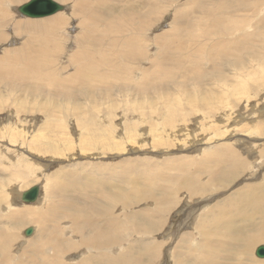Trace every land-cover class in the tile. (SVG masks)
<instances>
[{
  "label": "rangeland",
  "instance_id": "374dc122",
  "mask_svg": "<svg viewBox=\"0 0 264 264\" xmlns=\"http://www.w3.org/2000/svg\"><path fill=\"white\" fill-rule=\"evenodd\" d=\"M27 1L13 0L10 6L5 4L9 9L10 18L17 21L20 27L19 31H15L12 29V22L8 27L4 26L5 29L1 33L6 38L0 40V56L9 58L13 53L10 54L6 51L17 48L20 54H24L26 60L29 58V63H31V58H35L34 61L40 59V55L30 57L28 52H31L32 55L38 54V49L43 43L42 38L40 39L42 35L38 40L36 34L31 36L29 33L36 32L37 29H31L28 32L24 27L22 28V25L26 21L46 20L55 13L42 17H27L18 11L19 6ZM54 1L62 6L56 12H59L63 26H60L61 29L59 28L56 32L54 31L55 36L58 40L60 39L56 41L59 48H57V53L52 55L55 61L48 67L42 65L40 67L43 68L41 70L43 73L54 75L55 80L63 79L65 83H68L73 80L70 77L77 68L75 62L77 59H74V55L79 47L76 40L85 32V27L80 25V20L89 21L90 17L86 13L87 9H84L82 16L73 15L72 8L75 0ZM147 1L129 0L126 3V0H112L101 6L100 12L104 14V20L110 21L112 24L118 23L119 17L126 12L132 14L131 18H134V24L138 23L137 19L141 14L144 15L143 17L149 14V23L151 21V24L144 27V30L133 29L135 32H128L127 36H132V39L133 36L141 41L145 39L140 44L145 55L139 60H125L129 64L128 68L132 69L131 71L129 69V76L125 80L116 76L113 80L119 83L123 82V84L124 82L133 83L134 80L140 81L145 73H151L160 67L166 66L190 71L191 67L195 69L202 66V76L188 74L182 86L178 85L180 83L179 76L171 74L166 79V85L162 89L169 92L170 95L167 93L169 97H173L169 101L178 102L181 99L174 105L175 107L172 105L171 112L179 115L172 121L173 126L163 125V118L156 119L152 114L149 115L152 117L145 118L133 111L140 112L141 109L150 111L151 107L148 109L149 101H154L159 97L158 94L162 93L161 89L144 92L146 98L134 101L132 100L134 98H130L134 96L128 98V95L132 93L131 90L128 87L122 89L116 83L117 88L111 87L104 92L92 90L97 100V105L93 103L96 106L90 104L91 99V102L88 101L83 92L79 94L75 92L77 95L69 98L67 95L59 93L47 95L56 90L54 87L53 89L45 88L43 94L0 89V233L3 236L4 234L9 236L0 240L3 245V251L0 252V264H43L42 257H45V254L39 255L33 252L35 246L40 247L41 250L43 248L44 252L52 257L54 255L52 246L56 245L54 242L59 244L62 239L66 244L76 243V246L71 249L66 245L61 246L63 252L60 254V258L63 263L104 264L99 263L95 260L96 258L92 260L95 257V251L88 250L82 244L78 245L79 239H83L89 233L85 231V233L74 235L73 229L80 227L92 229L91 224L85 223L97 220L99 225L108 219H116L120 226L119 230L115 232V237L121 244L116 245L109 254L114 257H118V254L121 256L112 264H177L173 252H180L182 258L184 257L181 251L188 252V249L182 246L187 242H185L186 238L190 243L202 244L204 239L199 235L202 230L201 224L208 222V219L213 215L226 218L233 212L230 210L227 197L233 196L235 191L243 189L245 185L261 182L264 174V158L261 161L260 158L253 157L252 153L258 155L257 148L262 147L264 150V130L260 131L258 128L262 124L264 125V0H255L259 6L254 11L248 12L243 8L236 12H240V16L236 14L233 18L234 22L239 21L240 17L248 18L249 22L244 27L251 26L249 29L252 39L250 40L254 45L251 49L247 48L241 52L246 60L241 62L243 67L238 70H234V66L230 67L227 62V60L230 62L232 56L224 55L222 61L219 57L217 65L215 61L212 62L206 56L207 53L203 55L216 43L209 41L211 35L206 38L201 36L190 40L187 32H182V38L188 45L185 52L178 48L179 44L176 45V48L183 53L181 55L186 62L177 64L175 59L171 60L173 57L164 51L158 53L162 44L157 41V35L162 32L167 39H172L174 19L179 21V25L180 22H186L185 20L190 15L199 14L197 4L202 6L206 0L197 2L194 0L192 4L190 0H152L150 4ZM95 3L96 0L94 2L86 0L84 3L82 2V5L92 4L93 11H96L94 9L98 11ZM146 8L149 10L145 11ZM211 9L219 11L220 15L226 12L221 11V8L215 4ZM204 11H201L202 15ZM182 12L185 13L178 16V13ZM153 15L155 19H153ZM204 16L207 22L208 13L205 12ZM104 20L98 22L99 28L104 25ZM257 24L260 26L258 27ZM216 25L219 23L213 26L216 27ZM105 26L108 28V24ZM202 26H205L203 20L199 25H194L191 28L190 26H181L180 29L182 31L186 29V31L196 34L201 31V28L203 29ZM109 33L112 35L113 31H109ZM111 35H109L111 38L117 37V35ZM82 41L86 42V40ZM28 47L37 49L31 51ZM199 50L201 51L199 52ZM213 51L212 55L215 56L216 50ZM55 54L57 55L55 56ZM193 54L195 57L188 58ZM202 56L206 58L203 59ZM114 59L111 60L112 63L113 61L114 63L121 62L119 57ZM165 59L166 61H164ZM15 69L24 70L21 64ZM218 74L222 76L219 80L211 78L212 76L219 78ZM150 78L154 79L155 77ZM46 81L48 82L44 86L48 87L51 80L47 79ZM54 84L55 87L62 88L56 86L57 83ZM68 86L71 90H84L78 83ZM185 86L186 89L188 88L187 91L184 90ZM120 89L122 90L119 91ZM149 91H152L151 87ZM188 92L191 93L187 94ZM102 93H108L111 98L105 100ZM192 93L198 102H202V106L206 107L205 112L194 108L193 105L192 108L189 106L190 104L185 105L188 100L186 96L191 95L190 98H192ZM177 96L178 98H176ZM203 97H208L209 100L207 99V101ZM159 99L157 100L162 102L163 98ZM76 103H81L82 106H76ZM154 104L158 106V102L154 101ZM178 110L180 114L177 112ZM183 110L190 114L183 116L181 113L185 112ZM223 146H228V150H225ZM234 152L246 161L245 166H241L239 171L236 170L233 174L229 173L220 177L216 174L215 168L211 166L214 175L212 180H206V173L203 174L200 182L206 180L207 183L198 186L196 193H190L187 187L178 185L179 177L186 174L179 165L180 159H185L188 164L194 163L195 165H188L185 168L196 175L201 172L200 159L198 158L203 153V156L214 153L226 157ZM166 159H169V163L172 162V166L163 165L162 161ZM192 159L193 162H191ZM149 169L151 171H148ZM228 175L232 177L230 178ZM131 182L137 183L135 184L137 195L141 196H145L143 191L146 186H151L153 183L157 187L163 185L168 188L160 190L163 191V194H159L160 191L154 192L155 189L152 191L157 197L166 193L167 199H164L163 207H160V203L156 204L155 201H152V198L145 197L132 204L119 202L110 205L101 195L102 192L108 194L107 191L113 189L112 187L115 185L117 186L116 190H128L130 194L135 189L131 188ZM35 185H39L41 188L38 200L36 199L35 202L23 201L22 193ZM130 195L134 196V193ZM103 206L110 207V210L101 215V218H94L96 215L94 210ZM25 207L43 208L49 221L52 217L56 219L57 226L51 227L49 221L46 220L47 216L41 221L46 225L28 222L26 219L21 220L15 212ZM211 207L214 208L212 213L205 215L206 210ZM141 210L147 215L145 216L144 213V216L138 215ZM249 219L243 220L244 226L248 225L246 228H242L240 221H233L230 234L244 235L253 232L254 227L250 225L259 219ZM92 224L94 225V223ZM212 226L208 225L211 229L218 230ZM235 226L240 227L237 229ZM152 227V231L146 230ZM28 229H31L29 233L26 231ZM62 229L63 231H61ZM219 235L218 239L222 240L227 236V233ZM48 236H50L49 240ZM183 236H185L184 241L181 242V246L177 247L176 244ZM152 241L157 243V246L153 251L154 254H150L148 258L144 254V249ZM73 243L71 244L73 245ZM260 244L264 245V241L251 246L249 257L252 261L250 260V263L255 264L258 259L264 260V257H258L254 253L255 248ZM118 246L123 247L118 248ZM233 248L235 247H230L227 250L220 248L219 250H233L231 253H234ZM123 251L125 254H122ZM195 256L193 252L194 260ZM123 257L128 258L124 263ZM230 257L221 258L220 261L226 262L223 264H233V258ZM178 259L183 260L180 257ZM194 260L182 263L193 264Z\"/></svg>",
  "mask_w": 264,
  "mask_h": 264
},
{
  "label": "bare ground",
  "instance_id": "6f19581e",
  "mask_svg": "<svg viewBox=\"0 0 264 264\" xmlns=\"http://www.w3.org/2000/svg\"><path fill=\"white\" fill-rule=\"evenodd\" d=\"M85 1L86 0H75V1H73V8H72L73 15L82 16V15H84V12H83L84 9H87L86 13H88L87 15L90 17L89 21L86 19L80 20L81 21L80 25L85 27V32L83 33L82 36H78L77 40H76V44L79 48H78L76 55H74V59H77L75 61L77 63V68H76L75 72L70 77V79H73V80L69 81L68 83H65V81L63 79L55 80L54 75L45 74L41 71L43 69L40 67L41 65L43 67H48L50 65V63H53L55 61V59H53L54 56H52V55L55 52L57 53V50H58L57 48H59V44H58V42H56L58 40V38L55 36L54 31L56 32L59 28L61 29V27L63 26V21H62V18L60 16L59 12L58 13L53 12L55 14L51 15V17H49L46 20H41L42 22L32 20V21H26L25 24L22 25V28L24 27V29H26V31H28V32L31 29L32 30L37 29L36 32L31 31L29 33L31 34V36L36 34L38 37V40H39V37L42 35L40 37V39L42 38L41 40L43 41V43H42V45L40 44L41 47L38 49L39 50L38 54L32 55L31 52H28L30 57H32V56L36 57V56L40 55L39 60L34 61L35 58L34 59L31 58V63H29V60H28L29 58L26 60L24 58V54L23 53L20 54V52L17 48L6 51L7 53H10V54L13 53V55L9 58H4L3 56H0V62H1V64H0V89H9L11 91L23 90V91H31V92H36L38 94L39 93L43 94V90L45 88L53 89V87H54V88H56V90L55 91L53 90L52 93H48L47 95H50V94L56 95L57 93H59V94L67 95L69 98L79 94L80 92H83L85 98L88 101H90V99H91L92 102L90 101L91 102L90 104H92V106L97 105L96 104L97 100H96L95 94L92 93V90L104 92V91H106V89H109L111 87L115 88L116 83H118L120 85L119 87H121L122 89H126V87H128V89H130L132 92L128 95V98H129V96H134V97H130V98H134V99H132L134 101L138 100L139 98H146V95L144 94V92H154L155 90L159 91V89H161L162 93H164V94L159 93L158 94L159 97L154 99L155 102H158V106L156 104H154V101H149L148 109H149V107H151L150 111L145 110V109H141L140 112L137 110H133V111L139 113L141 116H143L145 118L152 117V116H149L151 114L156 119L157 118H163L162 119L163 125L173 126L172 121L179 115L177 113L175 114V113L171 112L173 109L172 105L174 106L175 104L179 103V101L181 99L178 102L174 101V100L169 101L170 99H173V97H171V96L169 97L168 96L169 92H165L162 89L166 85L165 84L166 79L169 78V76L171 74L179 76L180 83H178V85L182 86V85H184L182 83L187 79L188 74L198 75V77H201L202 76V66H200L199 68L196 67L195 69L193 67H191L190 71H185V70H181L179 68H173V67H166L165 66V67H160L156 71H153L151 73H148V74L145 73L143 75V78L140 81L134 80L133 83L124 82V84H123V82H120V83L115 82L113 79L116 76L119 78H122L124 80H125V78H127L129 76V73H130L129 69L130 68H128L129 64H127L125 62V60H127V59L129 61L139 60L140 57H143V55H145L142 52V49L140 46V44H142L143 41H145V39H143L141 41L136 36H133L135 39L134 38L132 39V36H127V34H128V32H135V30H144V27H146L147 25L149 26L151 24V21L149 23L150 15L147 14L148 16L146 15V17H143L144 15L141 14V16H139V18L137 19L138 23L134 24V21H133L134 18H131L132 14L126 12L125 14L123 13V15H121L119 17L118 23L116 22L115 24H112V22H110V21H105L104 20L105 16H103L104 14L100 12L101 6H103L104 3H106L107 1L111 2L112 0H96L95 4H96V8H98V11H97V9H94L96 11H93L92 4L88 5V6L82 5V2L84 3ZM127 1H129V0H126V3H127ZM151 1L152 0H148L147 3L150 4ZM197 1L198 0H196V2ZM93 2H94V0H93ZM193 2H194V0H190L191 4ZM12 3H13V0H0V40L6 38V37H3L1 31L2 30L4 31V29L6 27H8V25H10L11 22H12V26H13L12 29H15V31H19L18 28L20 26H18L17 21H14L13 19L10 18L9 9H7V7L5 6V4H8L10 6ZM210 3H211V5L209 6ZM136 4H138V3H136ZM213 4H215L217 7H220L221 11H226L225 14L220 15L219 11H213L211 9ZM200 5L201 4H197V6H198L197 11L199 12V14L190 15L185 20L186 22H180V25H179V21L177 19H174L175 21L173 23L174 26L172 27V35H173L172 39H167L162 32L157 35V37H156L157 41L162 44V46L159 48L160 51L158 53L164 51L167 55L173 57L171 60L175 59V62L177 64L186 62L185 58H183L181 54H183L182 52H185L186 46L188 44H186L185 43L186 40H184L182 38V32H187L186 34L188 35L190 40L191 39H197L201 36L206 38V37L211 35L212 37L210 39L208 38L209 41L216 42V43L215 44L213 43L214 46L213 47L211 46L210 49H207L203 53V55L207 53L206 56L210 60H212V62L215 61L217 65H218L217 62L219 60V57H220V60L222 61L224 59V55H227L230 57L232 56L233 58L230 59V62L227 60L229 66L231 67V65H233L234 70H238V69L242 68L243 66H242L241 62L242 61L245 62L246 57L245 56L243 57L241 52H243V50H246L247 48L251 49L254 46L253 43H251L253 41L250 40V39H252V38H250V37H252V33L250 30L251 26L250 27H248V26L244 27V25L249 22L247 17H242V18L240 17V19H238L239 21H236V22H234L235 19H233V18L235 17L236 14L239 15L240 12L239 13H236V12L242 10L243 8H245V10H247L248 12L254 11V9L257 6H259L258 3L255 2V0H206V2L204 4H202V6H200ZM61 8H62V6H61ZM148 8H146L145 11H148L149 10ZM150 10H152V9H150ZM142 11H144V10H142ZM201 11H204V13L205 12L208 13V21L207 22L205 20L204 13L202 15ZM122 12H124V11H122ZM185 12H187V11H185ZM185 12H182L181 14L178 13V16L183 15ZM50 14L51 13H49V15ZM152 14H154V13H152ZM137 15H140V14H137ZM153 16H152V18H153ZM102 19L104 20L105 23L101 28H99L100 24L98 22H103V21H101ZM153 19H155V16ZM202 20H203V25H205V26H202L203 29L201 28V31L199 33L193 34L192 32H188V30L186 31V29L184 31H182L180 29V28H182L181 26H183V27H189L190 26V28H191L194 25H199L202 22ZM92 22H93V24H92ZM217 23H219V25H216V27L213 26ZM105 24H108V28H106ZM211 25H212V27H209ZM4 26H5V28H4ZM135 26H136V28H135ZM257 26L259 27L260 24H257ZM237 27H240V28H237ZM254 28H256V27H254ZM133 29H135V30H133ZM235 29H236V31H235ZM109 31H113V34L111 35V33H109ZM109 35H111V36L117 35V37L115 36V37L111 38ZM195 36H197V37H195ZM262 36H263V34H262ZM82 40H86V42H84ZM177 44L180 45L178 48L182 52L181 51L179 52L177 50L178 49V48H176ZM28 49H30L31 51H35L37 48L32 49V48L28 47ZM214 49L216 50V55L218 54V56L212 55L214 52L213 51ZM132 50L134 52L140 54V55H135V53ZM200 51L201 50H199V52ZM193 53H195V52H193ZM56 55L57 54H55V56ZM114 55H115V57H119V59H121L120 63H117L118 61H116V63H114V61H113V63L111 62V60L115 58ZM191 56L192 57H188V58L195 57L194 54ZM256 56H257V53H256ZM202 58L205 59L206 57L202 56ZM74 59H73V61H74ZM164 61H166V59ZM20 64L24 68L23 71H18L17 69H15ZM258 67H259V65H258ZM100 69H102V70H100ZM117 69H118V71H117ZM254 69H256V68H254ZM131 70L132 69H130V71ZM172 72H174V73H172ZM219 72H221V71H219ZM217 76H219V78L213 77V76L211 78L219 80L220 77H222L220 74H218ZM150 77H155V78L152 79ZM172 77H173V75H172ZM47 79L49 81L51 80L48 83V87L44 86L45 83L48 82V81H46ZM54 83H57L56 86H60L62 88L55 87ZM72 83H78L79 85H81L84 88V90L77 91V90L69 89L68 85H70ZM130 85H132V86L130 87ZM150 87H151L152 91H149ZM175 87H176V85H175ZM177 88L179 89V87H177ZM122 89H120L119 91H121ZM132 90H135V91H132ZM184 90L187 91L188 88L186 89V86H185ZM108 91H110V90H108ZM75 92H77V94H75ZM178 92H180V91H178ZM189 93H191V92H188L187 94H189ZM102 94L105 97V100H109L111 98L110 95H108V93H102ZM193 94L194 93H192V95ZM190 96L191 95L186 96V99L188 98V100H187V103H185V105L190 104L189 106H191V108L193 105L194 108L199 109L200 111L202 110V112H203L206 107L202 106V102H200V101L198 102L197 98L194 95L192 98H190ZM75 98H77V97H75ZM80 98H81V96H80ZM159 98L160 99L163 98L162 102L161 101L159 102L157 100ZM166 98H168V99H166ZM176 98H178V96ZM203 99L209 100L208 97H203ZM182 100H184V99H182ZM93 103L96 105H94ZM169 103H170V105H169ZM75 105L76 106H82L81 103H76ZM139 106H141V105H139ZM162 109H165V110H162ZM183 111H185V110H183ZM105 112H107V111L105 110ZM177 112H179V110ZM108 113H109V111H108ZM181 113H183V116L190 114V112H187V111L181 112ZM179 114H180V112H179ZM109 115H110V113H109ZM183 118H185V117H183ZM138 120H139V118H138ZM258 128L260 131L264 130V125L262 124V126H260ZM223 147L225 150H228V146H223ZM257 150H258V155H256L253 152L254 154L252 153V156L253 157L256 156L257 158H260L262 161V159L264 158V150L262 149V147L260 149L257 148ZM203 154L201 155V157L198 158V159H200V165H201L200 171L201 172H199L196 175H194V173L192 171H190L189 169L186 170V168H185L188 165H195L194 163L188 164L185 162V159L179 160V165H181V167L183 168L182 171L186 172V174L179 177L180 179H179L178 185H182L184 188L187 187L188 191L190 193H196L198 191V189H197L198 186L202 185L203 183H207L206 180H212V176H214V175L212 174L213 169L211 168V166H213L215 168L216 174L219 175L220 177H222V176H225L229 173L233 174V172H235L236 170L239 171L241 166H245L244 163H246L245 159H243V158L241 159L239 157L238 153H236V152H234L232 154L230 153L226 157L223 156L222 154L220 155V154H214L213 153V154L205 155V156H203ZM248 159H249V157H248ZM162 162H163V165H166V167H168V165L172 164L171 161L169 163V159L163 160ZM187 162H188V160H187ZM191 162H193V159ZM148 171H151V170L149 169ZM205 173H206V180L200 182L203 174H205ZM24 178H25V176H24ZM173 181H174V179H173ZM198 183H199V185H198ZM135 184H137V183H135ZM135 184H134V182H131V184H130L131 188H135ZM224 185H226V184H224ZM151 186H146L145 190L143 191V195H145V196L137 195L136 188L131 192V193H134V196H131L130 195L131 193L129 194L128 190H125V191H118V189L116 190L115 189V187H117L116 185H115V187H112L113 189H109L107 191L108 194H106V192H102L101 195L104 199H106V202L109 203L110 205H111V203L114 205V204H117L119 202H121L122 204H124V203L132 204L135 201L140 200L142 197H145V198H152V201H155L156 204L160 203V207L162 208L163 207L162 205H164L163 202L165 201L164 199H167L166 193H164L163 196L157 197V196H155L154 192L160 191L162 189L167 190L168 188L164 187L163 185L157 187V185L154 183L151 184ZM98 187H100V186L98 185ZM28 189L29 188H27V190ZM40 189L41 188L39 186V193H40ZM244 189H248V190H244ZM251 189L253 191H250ZM153 190H154V192H152ZM160 193L163 194V191H160L159 194ZM1 198H3V197H1ZM38 198H39V194H38L36 199L38 200ZM227 200H228V204L230 205V210L233 211L230 214V216H227L226 218H224V217L219 218L218 215H213L211 218L208 219V222L205 221L206 223L201 224L202 230H201V233L199 235H200V238L202 237L204 239L202 244L190 243L188 238H186L185 242L186 241L187 242L182 244V246L185 247V249L187 248L188 252L186 253V252L181 251V253L183 254L184 257L182 258L180 252H177V253L173 252L175 255L177 264L178 263L183 264L182 262H184V261L192 262L194 260L192 257L193 252L196 255L193 264H204V262H205V264L206 263L207 264H223L225 261H220V259L230 257V256H232V258H233V264H253V263L249 262L251 260V258L249 257L251 246L255 243L264 241V174H263L261 182H259L257 184L245 185L243 187V189H238L237 191H235L233 196L227 197ZM164 207H166V206H164ZM109 210H110V207H104V206L99 208V209H96V211L94 210V212L96 214L94 218H101V215L106 214L107 211H109ZM213 210H214V208H212V207L207 209L205 215L212 213ZM143 213L144 212H142V210H141V212L138 213V215H141V214L143 215ZM15 214H18V218H20L21 220L26 219V221H28V222H38V223H41V221H43V218L45 219V216H47V213L41 207H39V208H36V207L20 208V209H18V211L15 212ZM144 215L146 216L147 214L144 213ZM246 218L255 219V220L259 219L250 225V226L254 227V231L251 232L250 234L246 233L244 235H241L240 233H238L235 235H231L230 230L233 226L232 222L235 220H238L241 222L242 228H246L248 225L244 226V224H243V220ZM48 219L49 218L47 216L46 220H48ZM90 221H91V218H90ZM97 222H98L97 220H92L91 223L86 222L85 224H91L92 229H85L83 227H80L79 229H73V234L74 235H77L79 233L82 234V233H85V231H87L89 234L87 236H85L83 239H79L78 245L82 244L88 250H93L96 252V253H94L95 257L92 258V260L96 258L95 260L99 261V263L102 262L104 264H112V262L117 261L118 258L121 256V254L120 255L118 254V257L117 256L114 257L112 255L110 256V254H109V252L111 250H113L116 245L121 244L118 240H116V237H115L116 236L115 232L117 230H119L120 226H118V222L116 219L104 220L99 225L97 224ZM92 223H94V225ZM41 224L46 225L43 223H41ZM57 224H58V222H56V219H54V217L50 218L49 225L51 227L57 226ZM210 224L213 225L212 227L218 228V230L217 229H211L210 227H208V225H210ZM204 226H207V228H204ZM235 227H237V229H238V227H240V226H235ZM146 230L152 231L153 227L147 228ZM219 230L221 231L220 233H219ZM61 231H63V229ZM224 233H227V236L224 237L225 239L223 238L222 240H219L218 239L220 236L219 234L223 235ZM5 235L6 234H4V236H3L0 233V240L4 239V237L5 238L9 237V236H7V235L5 236ZM49 237L50 236H48V240L50 239ZM184 239H185V236L180 238L178 243L176 244V246L177 247L179 245L181 246V242H183ZM64 243H65L64 239H62L61 243H59V244H57L56 241L54 242V244H56V245L52 246V249L54 251V255H52V257H49L47 255V253L44 252V249L42 248V250H41V248L38 246H35L33 252L38 253L39 255L45 254V257H42V259L44 260L43 264H65V262L63 263L61 261L62 259L60 258V256H61L60 254H62V252H63V250L61 249V246L66 245V246H68V248L71 249V248H74L76 246V243L71 242V243H73V245L71 243H69V244H66V243L64 244ZM225 243H227V244L224 245ZM156 246H157V243L152 241L151 244H148L145 246L146 249H144V254H146L147 257L149 258L150 254H154L153 251L156 248ZM120 247H123V246H118V248H120ZM230 247H235V248H233L234 253H231L233 250L226 251ZM220 248H225L226 250L220 251L219 250ZM256 248H255V252H254L255 255H256ZM2 251H3V245L0 243V252L2 253ZM190 251H192V252H190ZM196 252H197V254H196ZM188 253H191V254H188ZM122 254H125L124 251ZM179 257L183 260L182 261L179 260L178 259ZM258 257H264V256H258ZM204 258H206L208 260L205 261ZM127 260H128L127 257H123V263ZM257 263L264 264V260L258 259V262L255 261V264H257ZM35 264H39V263H35Z\"/></svg>",
  "mask_w": 264,
  "mask_h": 264
},
{
  "label": "water",
  "instance_id": "95a60500",
  "mask_svg": "<svg viewBox=\"0 0 264 264\" xmlns=\"http://www.w3.org/2000/svg\"><path fill=\"white\" fill-rule=\"evenodd\" d=\"M61 9V5L54 0H28L19 6L18 11L27 17H41L49 13L56 12ZM39 194V186L35 185L22 193V200L33 202ZM31 229L27 230L29 233ZM257 256H264V245H259L256 248Z\"/></svg>",
  "mask_w": 264,
  "mask_h": 264
}]
</instances>
